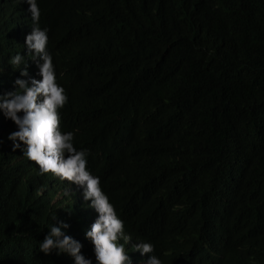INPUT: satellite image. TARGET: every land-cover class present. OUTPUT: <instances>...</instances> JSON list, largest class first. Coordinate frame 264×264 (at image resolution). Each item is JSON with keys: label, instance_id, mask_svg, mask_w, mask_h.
Listing matches in <instances>:
<instances>
[{"label": "trees", "instance_id": "obj_1", "mask_svg": "<svg viewBox=\"0 0 264 264\" xmlns=\"http://www.w3.org/2000/svg\"><path fill=\"white\" fill-rule=\"evenodd\" d=\"M36 2L67 96L60 130L124 222L131 264H264V0ZM29 7L0 0V96L26 66L21 79H42ZM17 130L0 109V264H75L39 250L61 222L97 264L84 187L41 174Z\"/></svg>", "mask_w": 264, "mask_h": 264}, {"label": "clouds", "instance_id": "obj_2", "mask_svg": "<svg viewBox=\"0 0 264 264\" xmlns=\"http://www.w3.org/2000/svg\"><path fill=\"white\" fill-rule=\"evenodd\" d=\"M26 2L30 5L28 11L33 20L26 45L28 53L43 61L38 63L42 79L30 78V82L21 79V76H29L26 66L15 73L17 90L0 96V109L18 128L8 139L13 141L14 150L20 149L23 143V154L38 165L41 174L52 173L61 180L84 187L85 200H91V207L99 214L91 230L86 233V237L94 244L97 264H131L124 244L118 243L121 238L125 242L130 241V237L124 235V222L102 191L100 178L87 170L86 152L74 147V134L62 133L60 130L59 110L65 105L67 96L65 89L56 82L52 57L46 50L47 30L39 27L40 10L37 2ZM22 60L23 57L17 54L9 63L19 66ZM68 227L64 222L59 227L53 223L49 234L40 242L39 250L46 255L53 251H57V254L67 253L74 258L75 264H92L91 259L81 254L83 245L62 231V228ZM133 246L142 255L154 252L150 243L139 242ZM148 264H161V260L152 255Z\"/></svg>", "mask_w": 264, "mask_h": 264}, {"label": "rangeland", "instance_id": "obj_3", "mask_svg": "<svg viewBox=\"0 0 264 264\" xmlns=\"http://www.w3.org/2000/svg\"><path fill=\"white\" fill-rule=\"evenodd\" d=\"M91 244H93V243H91Z\"/></svg>", "mask_w": 264, "mask_h": 264}]
</instances>
